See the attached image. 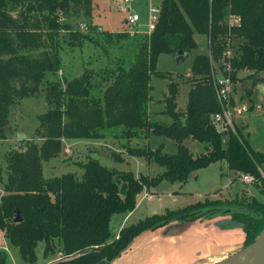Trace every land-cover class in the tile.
Here are the masks:
<instances>
[{"label":"trees","instance_id":"16d2710c","mask_svg":"<svg viewBox=\"0 0 264 264\" xmlns=\"http://www.w3.org/2000/svg\"><path fill=\"white\" fill-rule=\"evenodd\" d=\"M90 1L0 0V129L12 105L10 81L23 77L33 81L32 88L14 90L16 96L23 99L36 92L45 73L56 72L59 63L56 55L52 59L33 60L19 54L10 38V30L15 32L22 49H27V40L34 33L29 29L28 14L43 15L44 22L54 31L69 29L56 23L57 14L65 13L69 2L88 7ZM9 4L15 6V11L19 9V18L9 16ZM159 4V21L154 32L146 35V49L132 68L118 75L108 88L110 93L103 109L80 112L73 125L63 122L62 115L66 112L74 118L78 102L73 99L74 94L81 93L87 98L89 93L77 79L67 81L65 87L58 81L49 83L46 97L53 109L40 118L42 123L48 124L46 139L38 149L15 152L7 159L9 174L5 194L0 197V231L25 263H36L35 248L39 243L44 244L45 257L52 254L53 242L57 240L62 256H76L54 264H111L139 235L172 222L192 223L227 215L230 227L237 224L243 230L244 247L264 228V203L240 194V198L231 203L206 199L176 211L151 215L121 228L116 235L110 231L112 217L132 213L138 198L150 188L162 181L186 182L201 168L217 162H224L235 173V178L241 174L252 175L264 195V154L252 151L237 127L220 130L211 119L221 112L212 84V61L219 62L226 51L230 52L231 57L224 62L230 64L233 84L239 82L237 75L241 71L264 74V0H161ZM231 20L236 23H230ZM36 23L39 26L37 21L33 24ZM195 35L208 38L209 53L193 58L190 74L194 83L187 92L184 111H177L178 86L169 82L164 113L171 122L151 121L148 112L151 78H164V74L157 71L158 58L177 51L189 54L197 48ZM235 42L238 45L232 51ZM2 56L8 58L4 60ZM244 95L250 97L251 89L245 90ZM62 105L65 112L59 113ZM262 107L264 109V104ZM113 126H122L129 140L136 137L137 131H144L148 137L172 140L176 152L164 153L162 145L154 150L126 147L129 157L153 161L163 168L155 177L136 176L132 171L110 169L90 161L83 166L80 179L72 173L43 179L41 163L58 156L63 137H81L99 127ZM187 139L205 144L204 152L193 156L184 145ZM16 210L22 218L19 223H13ZM7 261L8 254L1 249L0 264Z\"/></svg>","mask_w":264,"mask_h":264},{"label":"rangeland","instance_id":"374dc122","mask_svg":"<svg viewBox=\"0 0 264 264\" xmlns=\"http://www.w3.org/2000/svg\"><path fill=\"white\" fill-rule=\"evenodd\" d=\"M146 1L137 0L136 3L128 6L123 4L122 0H91L88 7L69 2L66 5V12H59L56 16V23L61 26L66 25L69 29H60L59 31L48 27L43 20V15L36 12L30 13L28 14L31 18L29 29L34 33L30 34L31 37L29 36L27 40L28 44L25 47L27 49H22V44L16 39L15 32L10 30V38L19 54L26 55L33 60L43 57L52 59L56 55L59 63L57 71L46 72L43 81L37 86V91L23 99H19L14 90L18 91L20 87L32 88L34 87L33 81L28 77L15 78L10 81L12 105L9 106L5 124L0 129V197L5 194L4 189L8 180L7 159L15 152L38 149L46 139L48 124L47 122L42 123L40 118L53 109V105L46 97L49 83L58 81L62 87H65L67 81L77 79L84 83L89 93L87 98L83 97L81 93L74 94L73 99L78 101L74 118L71 119L66 112V115H62L63 122L73 125L80 112L89 113L93 109H103L105 99L110 93L108 88L116 81L118 75L127 73L132 68L146 49L147 36L142 32L130 34L128 33L129 29L125 26L131 12L143 15ZM152 1L160 3L161 0ZM13 7L15 6L12 4L7 7L9 16L19 18V9L15 11ZM36 21L39 22V26H36L37 23L33 24ZM230 23L236 22L231 20ZM75 33L78 34L74 36ZM194 39L197 42V48L192 50L188 56H181L178 62L175 61L174 54L161 55L158 58L157 71L164 74V78H151V101L148 105L151 121L166 124L171 122L164 113V100L169 95L167 89L169 82L178 86L177 111H184L187 92L194 83L190 74L193 58L197 54L209 53L206 36L195 35ZM237 45L238 42L233 43L230 50L235 51ZM2 58L5 60L8 56H2ZM211 66L214 73H218L221 63L212 61ZM245 90H242V83L233 84L232 93L234 94L233 99H235L233 103L234 106L237 104V109H230L233 126L228 129L237 127L246 142L249 143V140H252L255 144V147L249 145L252 151L264 152V118L261 119L260 111L256 107L258 104L254 106L252 112L240 113L237 111L241 103L249 109L244 95ZM64 103L66 104V102ZM63 112H65V105H62L59 111V113ZM124 131L122 126L99 127L94 132H89L81 137H63L61 139L62 150L58 156L48 162L41 163L43 179L59 178L68 173H72L77 179H80L83 174V166L90 161H96L110 169L132 171L136 176L155 177L160 175L163 172L162 167L153 161L148 162L143 158L129 157L126 154V147H149L154 150L162 144L164 153L173 154L176 152L174 141L164 137H148L144 131H137L136 137L129 140L124 136ZM184 145L190 149V153L194 156L204 152L205 144L191 139L184 141ZM120 159L125 162H121ZM195 173H197L196 176H192V174L186 182L162 181L156 187L150 188L149 195L148 192L143 193L138 198L139 206L125 226L135 224L155 213L164 214L166 210L176 211L206 199L224 200L226 203H231L235 198L239 199L242 194L246 199L260 201L249 194V191L252 194H258L259 183L243 184L240 178H235L234 172L230 171L224 162L210 164ZM123 217L122 214L112 217L110 231L113 235L117 234L119 222ZM228 219L230 220V217ZM223 225V222L218 224V226ZM182 227L186 226L180 225L174 229L170 228L168 231L161 230L156 235L157 238L149 243L150 249H152L150 257L152 264H162L165 256L170 257L172 254H176L178 257L175 264H192V262L210 264L217 257L226 255L223 253L214 257L213 255H211L212 257H202L207 249L191 247L192 242H189L192 241V234L187 235L189 229H182ZM234 228L241 229L237 224ZM168 235H172L174 238L172 246H169ZM164 240L167 241L168 246L160 244ZM60 247L59 242L55 240L53 242L54 252L45 257L44 244L39 243L35 248L37 257L35 264H54L76 256H62L59 252ZM1 249L8 254L7 264H28L21 260L17 249L9 244L7 238L0 231ZM130 255L133 254L130 253ZM174 259L176 260V258Z\"/></svg>","mask_w":264,"mask_h":264},{"label":"crops","instance_id":"0c3cea01","mask_svg":"<svg viewBox=\"0 0 264 264\" xmlns=\"http://www.w3.org/2000/svg\"><path fill=\"white\" fill-rule=\"evenodd\" d=\"M258 74H259V78H257L254 81L251 88H248V89H251L250 97H245L246 102L249 104V107L252 106L251 110L247 109V107L243 103H241L242 102L241 101L240 102L241 105L239 106L240 108H238L237 111H240V113L247 112V111L252 112V111H254L253 110L254 106L256 104H258L256 107L260 111V115H261V119H262V118H264V109L262 107V105L264 104V82H263L264 74H262V73H258ZM243 89L244 88L242 85V90ZM233 98H234V94L232 95L231 110L232 109L234 110L237 107V104H235V106H234L233 102L235 101V99H233ZM261 124H262V122H261ZM249 139H251V138H249ZM249 143H248L249 145H251V146L253 145L255 147V144H253L252 140H249ZM189 151H190V149H189ZM197 151H199V150H197ZM255 151L260 152L259 150H255ZM196 153H198V152H196ZM260 153L264 154V152H260ZM263 171H264V166H263ZM196 174L197 173L193 174L192 176H196ZM234 175H235V173H234ZM263 177H264V174H263ZM147 192L149 195L150 190ZM249 194H251L252 197L257 198L258 200H260L262 202L264 200V195L260 191L258 192V194H255V193L252 194V192L249 191ZM147 198H149V197H147ZM138 206H139V202L137 203L136 208ZM136 208H135V210H136ZM133 212L129 213L127 215H124V217L119 222L118 232L121 228L126 227L125 225L128 222V219L132 216ZM227 217L229 218V216H227V215L217 216V217L212 218V219L198 220V221H195L192 223L172 222V223H170L164 227L158 228L154 231H145L144 233L139 235L137 238H135L131 242V244L127 247V249L121 255L116 257L112 261L111 264H152L151 258H150L152 249H150L151 246L149 243H151L155 238H157L156 235L159 232H161V230H167L168 231L170 228L174 229V227H177L180 225L186 226V227H182V229H189L188 230L189 233L187 235L192 234V238H191L192 241L189 242V243L192 242L191 247L194 246L198 249H203V250L207 249L202 254V257H212L211 255H213V257H214L218 254H223V253L226 254V255L217 257L216 260L210 264H214V263H217L219 261H222L223 259L227 258L228 256H230V255L238 252L239 250H241L243 247V244H244V240H245L244 233L241 229L232 228V227H230V225L218 226V224L221 222L229 223L230 220ZM168 240H169L168 242L170 245L167 243L166 240H164V242H161L160 244L163 243L166 246H168V245L172 246L174 243V238L172 237V235H168ZM131 250H133V252H131ZM130 253H132L133 255H130ZM174 258H176V260ZM177 259H178V257L176 254L175 255L172 254V256H170V257L165 256L162 264H175L176 263L175 261H177ZM195 263L196 262H192V264H195Z\"/></svg>","mask_w":264,"mask_h":264},{"label":"built area","instance_id":"2783aa9c","mask_svg":"<svg viewBox=\"0 0 264 264\" xmlns=\"http://www.w3.org/2000/svg\"><path fill=\"white\" fill-rule=\"evenodd\" d=\"M136 2L137 0H122V3L128 6ZM160 14V4L155 3L152 0H147L144 4L143 15L138 12H131L129 14L125 22V26L129 29L128 33L134 34L135 32H142L143 34L150 36L156 28ZM230 57V52L226 51L220 60L222 68L218 73H214V71L212 72V84L221 112L214 114L211 119L213 124L221 130H227L233 126L230 113V103L233 92L231 68L227 61L224 62V59L226 60ZM239 178L245 185H251L255 182L254 177L250 174H241Z\"/></svg>","mask_w":264,"mask_h":264},{"label":"water","instance_id":"95a60500","mask_svg":"<svg viewBox=\"0 0 264 264\" xmlns=\"http://www.w3.org/2000/svg\"><path fill=\"white\" fill-rule=\"evenodd\" d=\"M174 55L176 56V62L179 61L181 56H188L183 51H177ZM257 78H259V74L254 71H241L237 75V79L242 83L244 90L251 88ZM21 221L22 218L19 211L16 210L13 223H19ZM224 225L230 224L224 223ZM215 264H264V228L254 238L251 244Z\"/></svg>","mask_w":264,"mask_h":264}]
</instances>
